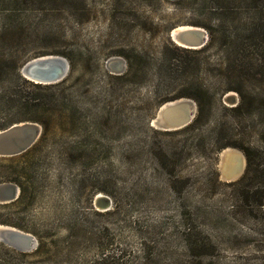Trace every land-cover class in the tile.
<instances>
[{
    "label": "rangeland",
    "instance_id": "rangeland-1",
    "mask_svg": "<svg viewBox=\"0 0 264 264\" xmlns=\"http://www.w3.org/2000/svg\"><path fill=\"white\" fill-rule=\"evenodd\" d=\"M225 2L0 0V130L42 128L26 156L0 158V183L23 188L0 225L36 242H0V264H264L262 185L239 184L246 150L264 174V40L229 67L216 26L251 40L249 15ZM187 26L206 32L204 46L171 41ZM44 55L68 62L58 85L18 79ZM182 98L191 123L152 128ZM225 148L244 156L234 181L218 170Z\"/></svg>",
    "mask_w": 264,
    "mask_h": 264
},
{
    "label": "water",
    "instance_id": "water-1",
    "mask_svg": "<svg viewBox=\"0 0 264 264\" xmlns=\"http://www.w3.org/2000/svg\"><path fill=\"white\" fill-rule=\"evenodd\" d=\"M169 38L174 44L180 42L185 46L200 48L205 45L207 35L205 31L188 28L179 29L174 34L171 31ZM189 47L185 48L193 50ZM119 61L117 58H110L106 65L109 66ZM68 69V62L63 57L44 55L24 62L19 69V74L24 80L32 84L47 86L62 81L67 75ZM233 96L227 94L224 98L233 100ZM180 101L172 100L161 105L156 112L153 120L154 123L160 124L162 128H169L171 130L181 129L190 124L194 117V106L191 103ZM181 105H185V108L180 109ZM190 114H192L191 117ZM41 132L42 128L32 122H21L13 124L4 130H0V158H12L25 153L37 142ZM224 156L225 154L222 152L218 157L219 171L220 163ZM240 158L242 160V166L236 170L228 171L226 178L222 176L224 180L234 181L242 175L245 160L241 153ZM19 192V188L12 183H0V205L8 204L16 200ZM0 242L17 251L23 252H28L36 246L35 240L30 235H23L9 228H0Z\"/></svg>",
    "mask_w": 264,
    "mask_h": 264
},
{
    "label": "trees",
    "instance_id": "trees-1",
    "mask_svg": "<svg viewBox=\"0 0 264 264\" xmlns=\"http://www.w3.org/2000/svg\"><path fill=\"white\" fill-rule=\"evenodd\" d=\"M225 4L230 9L234 8V10H240L242 12H245L247 15H249L247 20H245V29H243V31H245L246 38L251 40L250 45L243 44L242 42L238 44L237 43L238 39H233V40H231V38L229 39L224 34V28L219 27V24H218V26H216L215 34L220 33L221 34L220 35L221 43L224 45H228V47H229L228 52H227L228 54L226 55L228 65H229V67H230V65H232L233 67H236V65L240 64L239 62H241L244 59H247V55L245 54V48H247V46L258 45V43L261 41V39L264 40V0H226ZM232 5H234V6L231 7ZM227 7L224 8L225 11L227 10ZM230 9H228V10H230ZM211 39L213 40V37ZM255 40L258 43H255L256 42ZM228 60H230L233 64L230 63ZM18 73H19V70H18ZM18 79L25 82L26 84H28L29 86H31L33 88H39L41 86V85L32 84V83L24 80L21 76H18ZM57 85H58V83H57ZM49 86L53 87V86H56V84L49 85ZM42 125H43V131L45 132V126H44V124H42ZM31 149H32V147L29 150H27L25 153H23L19 156L21 158L26 156V154L29 153V151ZM244 156H245V160H246V167H245V171H244L243 175L241 176V178L239 180V182H240L239 184L245 183L248 186H252L254 184L255 185H258V184L262 185V190L256 189L252 192V194L259 197V200H260L259 203L262 204L263 199H264V174H262V172H259L257 170L259 164H257L255 161L256 155H254L252 152H249L246 150V151H244ZM259 180L261 182H258ZM19 189H20V194H19L17 200L23 194V188L20 186ZM9 204H11V203H9ZM9 204H3L0 206L9 205Z\"/></svg>",
    "mask_w": 264,
    "mask_h": 264
},
{
    "label": "bare ground",
    "instance_id": "bare-ground-1",
    "mask_svg": "<svg viewBox=\"0 0 264 264\" xmlns=\"http://www.w3.org/2000/svg\"><path fill=\"white\" fill-rule=\"evenodd\" d=\"M188 28H193V27H189V26H187V27H182V28H180V29H188ZM196 29H198V28H196ZM198 30H200L201 31V29H198ZM176 31H178V30H176ZM176 31H174V32H176ZM174 34V33H173ZM178 43H180V42H178ZM175 44H177V43H175ZM178 45V44H177ZM178 46H182V47H189V46H185V45H183V44H181L180 43V45H178ZM190 48H192V47H190ZM193 48H196V47H193ZM179 100H181L180 102H188V103H190V101L188 100V99H178V100H175V101H179ZM166 103H168V102H166ZM192 104V103H191ZM163 105V104H162ZM185 106V105H184ZM183 105H181V108L180 109H184L185 107H184ZM194 106V105H193ZM161 107V106H160ZM194 109H195V107H194ZM192 116V114H190V117ZM154 120V119H153ZM152 128H155V129H157V130H165V131H171V129H169V128H162V126L159 124H153V126H152ZM175 130H178V129H175ZM173 131H174V129H173ZM222 152H224V154H225V156L223 157V160H222V162L220 163V173H221V176H223V177H227V172L228 171H230V170H236V169H238L239 167H241L242 166V160H241V158H240V155L238 156L237 154H235V153H233L234 152V150L233 149H231V148H225V149H222L221 150V154H222ZM220 153H219V155H220ZM219 155H218V157H219ZM238 157V158H237ZM222 166V167H221ZM3 205V204H2ZM0 228H9V229H13V228H10V227H6V226H2V225H0ZM14 231H16V232H19V233H22L23 235H28V234H25V233H23V232H20V231H18V230H16V229H13ZM29 236V235H28Z\"/></svg>",
    "mask_w": 264,
    "mask_h": 264
},
{
    "label": "flooded vegetation",
    "instance_id": "flooded-vegetation-1",
    "mask_svg": "<svg viewBox=\"0 0 264 264\" xmlns=\"http://www.w3.org/2000/svg\"><path fill=\"white\" fill-rule=\"evenodd\" d=\"M189 48H190V47H189ZM189 101H190V100H189ZM190 103L193 104V102H191V101H190ZM193 105H194V104H193ZM156 112H157V111H156ZM155 115H156V114H155ZM153 124H155V123H154V121L152 120V125H153ZM188 125H189V124H188ZM185 127H186V126H185ZM183 128H184V127H183ZM181 129H182V128H181ZM166 132H169V131H166ZM220 152H221V151H220ZM233 153L237 154L238 156L240 155V153L238 154L235 150H234ZM237 158H238V157H237ZM19 194H20V192H19ZM18 196H19V195H18ZM17 198H18V197H17ZM16 200H17V199H16ZM16 200H14L13 202H15ZM13 202H11V203H13Z\"/></svg>",
    "mask_w": 264,
    "mask_h": 264
}]
</instances>
